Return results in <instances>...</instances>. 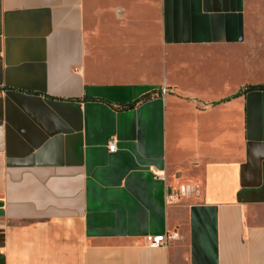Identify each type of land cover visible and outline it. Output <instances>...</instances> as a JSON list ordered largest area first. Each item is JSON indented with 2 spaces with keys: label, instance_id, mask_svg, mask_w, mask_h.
<instances>
[{
  "label": "crops",
  "instance_id": "obj_1",
  "mask_svg": "<svg viewBox=\"0 0 264 264\" xmlns=\"http://www.w3.org/2000/svg\"><path fill=\"white\" fill-rule=\"evenodd\" d=\"M249 5L0 0V264H264Z\"/></svg>",
  "mask_w": 264,
  "mask_h": 264
},
{
  "label": "built area",
  "instance_id": "obj_2",
  "mask_svg": "<svg viewBox=\"0 0 264 264\" xmlns=\"http://www.w3.org/2000/svg\"><path fill=\"white\" fill-rule=\"evenodd\" d=\"M163 93H166V90H163ZM109 151L111 153H114L117 150L116 142L114 140H111L109 143ZM199 189H193L191 186H182L179 190V194L182 197H189L195 192H198ZM175 239H178V237L173 235H159V236H148L146 237L147 245L149 248H158V247H165L168 246L169 243Z\"/></svg>",
  "mask_w": 264,
  "mask_h": 264
},
{
  "label": "rangeland",
  "instance_id": "obj_3",
  "mask_svg": "<svg viewBox=\"0 0 264 264\" xmlns=\"http://www.w3.org/2000/svg\"><path fill=\"white\" fill-rule=\"evenodd\" d=\"M249 4V12L254 16L258 14L260 6L264 4V0H249Z\"/></svg>",
  "mask_w": 264,
  "mask_h": 264
},
{
  "label": "trees",
  "instance_id": "obj_4",
  "mask_svg": "<svg viewBox=\"0 0 264 264\" xmlns=\"http://www.w3.org/2000/svg\"><path fill=\"white\" fill-rule=\"evenodd\" d=\"M254 90H264V86H249L245 89L244 93L251 92Z\"/></svg>",
  "mask_w": 264,
  "mask_h": 264
}]
</instances>
